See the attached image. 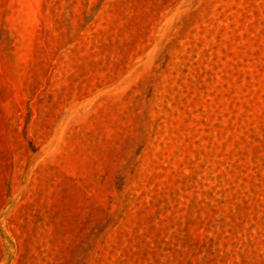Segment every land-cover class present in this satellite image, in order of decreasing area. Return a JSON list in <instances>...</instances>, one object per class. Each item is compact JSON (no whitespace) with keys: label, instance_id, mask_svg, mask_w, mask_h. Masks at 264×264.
Listing matches in <instances>:
<instances>
[{"label":"rangeland","instance_id":"1","mask_svg":"<svg viewBox=\"0 0 264 264\" xmlns=\"http://www.w3.org/2000/svg\"><path fill=\"white\" fill-rule=\"evenodd\" d=\"M0 264H264V0H0Z\"/></svg>","mask_w":264,"mask_h":264}]
</instances>
